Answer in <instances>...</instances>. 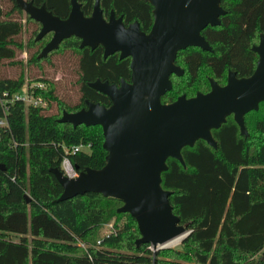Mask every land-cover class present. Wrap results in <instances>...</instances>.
Listing matches in <instances>:
<instances>
[{
    "label": "trees",
    "instance_id": "trees-1",
    "mask_svg": "<svg viewBox=\"0 0 264 264\" xmlns=\"http://www.w3.org/2000/svg\"><path fill=\"white\" fill-rule=\"evenodd\" d=\"M30 1L36 6L44 3L61 18L68 15L71 6L70 0ZM77 1L83 13L90 15L95 0ZM99 3L105 18L113 10L116 17L123 16L125 25L137 20L141 30L151 27L152 6L147 0ZM220 3L226 10L220 24L207 26L201 32L212 49L188 47L177 52L175 63L184 72L171 75L172 88L162 96L163 103L174 101L179 96L173 99L174 94H185L174 78L191 87L202 66L212 73L207 80L217 81L224 74L227 78L228 70L238 77L253 72L258 58L252 49L253 39L264 35V0ZM23 21L36 24L27 43L28 48L36 47L28 57V66L42 69L43 62H50L52 55L65 49L76 50L80 97L71 104L57 94L56 82L41 76L27 82L46 84V88L35 91L47 100L45 107L21 101L8 103L7 125L0 126V264H160L162 254L177 259L173 260L175 264H264V101L258 110L244 115L248 136L240 134L233 117L228 116L226 122L212 130L216 149L199 139L192 147L181 150L184 166L175 158L166 160L161 184L171 191L173 212L190 233L177 248L153 251L150 243L137 246V223L129 213L117 212L120 200L85 193L56 201L62 187L49 171L52 167L60 169L64 153L61 144H91L88 152L70 154L78 171L105 163L99 125L73 127L71 123L58 122V118L63 110L72 112L85 107L86 99L108 106L109 97L88 82L96 78L116 84L121 79L129 81L130 58L121 59L115 52L104 59L101 45L79 48L76 36L63 39L57 49L40 58L38 54L52 32L36 40L40 23L25 13L16 0H10V5L0 6V68L4 61L20 63L15 57L23 47L17 39ZM24 82L23 73L10 78L0 71V94L17 91ZM111 221L109 232L98 237L99 227ZM27 227L31 237L26 236ZM13 232L20 236L14 239L10 235Z\"/></svg>",
    "mask_w": 264,
    "mask_h": 264
},
{
    "label": "water",
    "instance_id": "water-1",
    "mask_svg": "<svg viewBox=\"0 0 264 264\" xmlns=\"http://www.w3.org/2000/svg\"><path fill=\"white\" fill-rule=\"evenodd\" d=\"M152 6L153 21L148 31L137 20L125 25L123 16H103L99 0L90 15H85L77 0H70L65 18L54 15L45 4L16 0L18 6L40 23L36 40L52 32L38 57H45L70 36L80 39L79 48H103V58L118 52L130 58V81L118 84L96 78L88 82L93 89L107 95L108 106L85 100V107L63 110L58 122L73 127L99 125L105 163L99 168L85 167L75 178H68L58 167L49 171L62 187L56 201L85 193H99L122 202L117 212H127L136 221L140 237L137 246L150 243L153 251L166 247L176 238L181 241L190 233L169 201L170 190L162 187L166 160L177 159L185 165L181 150L192 147L199 139L214 149L217 143L212 130L232 116L240 134L248 136L244 115L258 110L264 101V35L252 46L256 65L248 76L238 77L228 70L225 84L209 78V90L194 96L179 95L174 101H161L171 88V75L184 70L175 63L177 52L188 47L212 48L201 34L207 26L220 24L226 14L220 0H147ZM78 168L77 166H75ZM26 202L30 197L24 194Z\"/></svg>",
    "mask_w": 264,
    "mask_h": 264
},
{
    "label": "rangeland",
    "instance_id": "rangeland-1",
    "mask_svg": "<svg viewBox=\"0 0 264 264\" xmlns=\"http://www.w3.org/2000/svg\"><path fill=\"white\" fill-rule=\"evenodd\" d=\"M34 29H36V24L32 22L26 24L25 21H23L22 31L17 36V39L22 41L23 47L21 51H17L15 57V60L20 61V63L11 64L7 61H4L2 67L0 68L2 76L15 78L23 73L25 82L41 76L47 77L50 81L56 82V92L58 95H61L63 98L65 97L66 100L71 104L77 103L80 97V92L78 90V54L76 50L65 49L61 53L52 55L50 62H43L42 69H39L35 65L28 66V57L36 50V47L28 48L27 44ZM51 36L52 34H49L46 37V41H49ZM258 42L259 38L256 37L253 39L254 44H258ZM207 77H212V73L208 67L202 66L199 70L197 81L191 87H186L184 83L178 81L176 78H174V80L181 84L182 89L185 90V94L190 97L194 96L196 91L207 92L209 90L210 87ZM217 81L220 84L226 83V75L224 74L223 78ZM180 94L181 93L174 94L173 99H175ZM162 101L165 100L163 99ZM110 225H112V221L100 226L97 231L98 237H102L103 235L107 234V232H109ZM26 231V236L31 237L28 227ZM10 235L14 239H17L20 236L19 233L15 232L11 233ZM180 244L181 241L176 245L166 246L164 249L177 248ZM80 245L82 244L80 243ZM261 259L264 260L263 257H261ZM161 260L162 261L160 264H175L173 260L177 259H175L173 256L162 254Z\"/></svg>",
    "mask_w": 264,
    "mask_h": 264
},
{
    "label": "built area",
    "instance_id": "built-area-1",
    "mask_svg": "<svg viewBox=\"0 0 264 264\" xmlns=\"http://www.w3.org/2000/svg\"><path fill=\"white\" fill-rule=\"evenodd\" d=\"M46 88L44 82H25L17 91L9 92L3 91L0 94V105L2 107L3 115L0 116V126L7 125L6 113L8 103H13L14 101H21L25 105H30L33 107H45L47 105V100L36 94L37 89ZM63 149V156L60 162V170L62 174L68 178H75L79 175L78 169L74 166L70 159V154H75L79 151L88 152L90 150V143H78L70 146L61 144ZM99 242V241H98Z\"/></svg>",
    "mask_w": 264,
    "mask_h": 264
},
{
    "label": "bare ground",
    "instance_id": "bare-ground-1",
    "mask_svg": "<svg viewBox=\"0 0 264 264\" xmlns=\"http://www.w3.org/2000/svg\"><path fill=\"white\" fill-rule=\"evenodd\" d=\"M182 237H179V238H176V239H173L171 241H169L166 246H173V245H176L178 244L180 241H181Z\"/></svg>",
    "mask_w": 264,
    "mask_h": 264
},
{
    "label": "crops",
    "instance_id": "crops-1",
    "mask_svg": "<svg viewBox=\"0 0 264 264\" xmlns=\"http://www.w3.org/2000/svg\"><path fill=\"white\" fill-rule=\"evenodd\" d=\"M7 5H10V0H0V6L6 7Z\"/></svg>",
    "mask_w": 264,
    "mask_h": 264
},
{
    "label": "flooded vegetation",
    "instance_id": "flooded-vegetation-1",
    "mask_svg": "<svg viewBox=\"0 0 264 264\" xmlns=\"http://www.w3.org/2000/svg\"><path fill=\"white\" fill-rule=\"evenodd\" d=\"M109 16V15H108ZM118 17V16H117ZM130 81V80H129Z\"/></svg>",
    "mask_w": 264,
    "mask_h": 264
}]
</instances>
